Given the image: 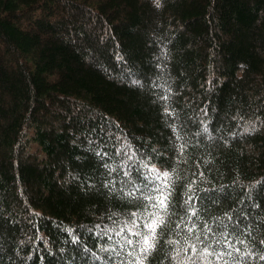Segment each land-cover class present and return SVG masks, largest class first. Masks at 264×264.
I'll use <instances>...</instances> for the list:
<instances>
[{"label":"trees","instance_id":"obj_1","mask_svg":"<svg viewBox=\"0 0 264 264\" xmlns=\"http://www.w3.org/2000/svg\"><path fill=\"white\" fill-rule=\"evenodd\" d=\"M0 264H264V0H0Z\"/></svg>","mask_w":264,"mask_h":264},{"label":"snow or ice","instance_id":"obj_2","mask_svg":"<svg viewBox=\"0 0 264 264\" xmlns=\"http://www.w3.org/2000/svg\"><path fill=\"white\" fill-rule=\"evenodd\" d=\"M160 203H161V205H163V203H164L163 200H161ZM155 226H156V222L155 221L153 222V224L149 225V227L153 230V232L155 231ZM144 244L147 247H151V245L148 243V240L147 239L144 240Z\"/></svg>","mask_w":264,"mask_h":264}]
</instances>
